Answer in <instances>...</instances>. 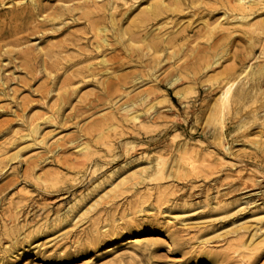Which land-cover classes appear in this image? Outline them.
Returning a JSON list of instances; mask_svg holds the SVG:
<instances>
[{"label":"rangeland","instance_id":"374dc122","mask_svg":"<svg viewBox=\"0 0 264 264\" xmlns=\"http://www.w3.org/2000/svg\"><path fill=\"white\" fill-rule=\"evenodd\" d=\"M126 1L0 0V264H264V0Z\"/></svg>","mask_w":264,"mask_h":264},{"label":"bare ground","instance_id":"6f19581e","mask_svg":"<svg viewBox=\"0 0 264 264\" xmlns=\"http://www.w3.org/2000/svg\"><path fill=\"white\" fill-rule=\"evenodd\" d=\"M129 1H136V0H128L126 2ZM123 4H126L125 2H123ZM248 9V10H247ZM249 8L247 5H232L230 10L231 12H233V14L235 15V17H240V16H246L247 12H249ZM169 10V8L163 7L162 5L158 4V5H152L149 9H147L141 16L138 24H137V31L135 30L134 33H132V38L133 39H139L142 40L145 38V34L142 33L140 30H144L145 28H147V26L149 24H152L153 22L158 21L167 11ZM141 27V28H140ZM262 29H264L262 27ZM188 39V37H186L184 34H180L178 36L169 38L168 40H149L148 41V46L153 48L154 51H162L166 48V44L170 45V46H175L177 44H179V41L181 39ZM104 40L106 41V39L104 38ZM110 62L112 64V66H120L122 67L123 65L126 64V60L125 59H120V56L115 55L113 58H110ZM233 72L232 69L228 70V75L227 77V82L225 83V88H224V99L222 101V104L226 105H231L232 103L238 102L240 99V97H242L243 95V91L242 90H236L235 86L231 84V78L233 77ZM143 76V75H142ZM128 78L129 76L126 74H118L116 77L114 78H110V87H108V89H110V92L116 91L120 88V86H122L123 84H125L126 82H128ZM157 79V78H155ZM177 78H173V76L170 78V82H174V80H176ZM157 81L159 82V84L161 83L162 79L160 78L159 80L157 79ZM236 92H238V94H236ZM237 96L236 98H233V96ZM172 97V96H171ZM155 97H152V99H154ZM135 101L134 99L131 100L128 104H134ZM154 106H157L154 105ZM150 238L149 237H142V236H134L132 238H129V240L127 242L132 243L133 245L135 244H143L145 242H147ZM112 248H108L107 251L111 250Z\"/></svg>","mask_w":264,"mask_h":264}]
</instances>
